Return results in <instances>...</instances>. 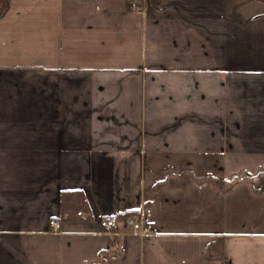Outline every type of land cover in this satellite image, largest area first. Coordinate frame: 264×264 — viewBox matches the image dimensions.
Listing matches in <instances>:
<instances>
[{"label":"crops","instance_id":"1","mask_svg":"<svg viewBox=\"0 0 264 264\" xmlns=\"http://www.w3.org/2000/svg\"><path fill=\"white\" fill-rule=\"evenodd\" d=\"M0 264H264V1L10 0Z\"/></svg>","mask_w":264,"mask_h":264},{"label":"built area","instance_id":"2","mask_svg":"<svg viewBox=\"0 0 264 264\" xmlns=\"http://www.w3.org/2000/svg\"><path fill=\"white\" fill-rule=\"evenodd\" d=\"M131 8L133 10H140L137 3H132ZM82 212L78 213V216H81ZM116 220L112 217H106L101 221V225L105 231L111 232L112 228L115 226ZM123 224L125 226H129L132 228L133 232L141 234V235H148L154 232V227L150 222L141 221L135 217H129L123 220ZM51 229L53 231H59L61 227V221L58 218L52 219L50 222Z\"/></svg>","mask_w":264,"mask_h":264},{"label":"trees","instance_id":"3","mask_svg":"<svg viewBox=\"0 0 264 264\" xmlns=\"http://www.w3.org/2000/svg\"><path fill=\"white\" fill-rule=\"evenodd\" d=\"M264 1V0H262ZM10 0H0V18L7 12L9 8ZM137 218V214L134 212L125 213L121 216L122 221L129 218ZM224 239H218L214 243H211L207 248V258L211 261L221 262L223 260V242Z\"/></svg>","mask_w":264,"mask_h":264}]
</instances>
